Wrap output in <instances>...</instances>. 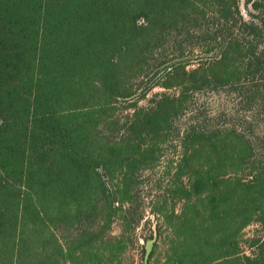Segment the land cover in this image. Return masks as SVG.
Here are the masks:
<instances>
[{
	"label": "trees",
	"instance_id": "obj_1",
	"mask_svg": "<svg viewBox=\"0 0 264 264\" xmlns=\"http://www.w3.org/2000/svg\"><path fill=\"white\" fill-rule=\"evenodd\" d=\"M159 167L147 247L132 204ZM133 247L264 264V0H0V264Z\"/></svg>",
	"mask_w": 264,
	"mask_h": 264
},
{
	"label": "rangeland",
	"instance_id": "obj_2",
	"mask_svg": "<svg viewBox=\"0 0 264 264\" xmlns=\"http://www.w3.org/2000/svg\"><path fill=\"white\" fill-rule=\"evenodd\" d=\"M160 90L159 87L154 88L147 96L151 97L154 92H158ZM146 100H141L139 103L144 104ZM161 171V167H159L156 171L151 172V174H148L150 172H147L148 175H146L143 178V182L138 187L137 192H135L136 196L134 199L133 207H137V214L141 213L142 218L137 222L134 223L132 233L134 235H137L138 238H140V243L144 242L146 243L147 247L150 246V239L149 236L154 233L156 226L158 222L160 221V217L153 212V205L154 201L159 199L160 195L162 193H165L163 188L159 187L157 185V177ZM121 228V221L116 219L110 226L109 232H112L113 234H116L119 232ZM244 237H243V244L242 248L245 249L247 252H250L251 249L248 247L247 243L244 242V238H248L252 236V234H262L261 227L255 224L249 225L244 230ZM158 255V254H157ZM152 258L150 264H155V258ZM123 261L121 264H145V258H142L141 248L139 247H133L131 248L125 255L121 258Z\"/></svg>",
	"mask_w": 264,
	"mask_h": 264
}]
</instances>
